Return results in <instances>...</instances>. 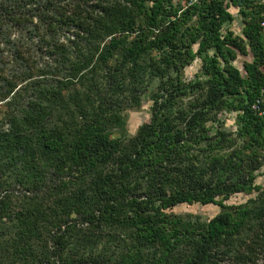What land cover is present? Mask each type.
<instances>
[{"label": "trees", "instance_id": "1", "mask_svg": "<svg viewBox=\"0 0 264 264\" xmlns=\"http://www.w3.org/2000/svg\"><path fill=\"white\" fill-rule=\"evenodd\" d=\"M263 20L264 0H0V264H260Z\"/></svg>", "mask_w": 264, "mask_h": 264}, {"label": "rangeland", "instance_id": "2", "mask_svg": "<svg viewBox=\"0 0 264 264\" xmlns=\"http://www.w3.org/2000/svg\"><path fill=\"white\" fill-rule=\"evenodd\" d=\"M241 18L237 17L235 22H233L231 28L238 34L241 33ZM244 58L240 57L237 61V64L242 67V62ZM201 59L198 58L196 59L192 65L187 67L185 73L187 77L191 78L195 75V73L200 69L201 67ZM150 102H145L144 105L138 109V110H128V129L130 132V135H134L137 131V128L139 127L140 124H142L145 121H148L150 118ZM227 124L231 128H235L234 124V116H230V118L227 121ZM258 182L264 183V176L261 175L258 177ZM250 195H246L244 193H239L234 196H232L227 202L229 204L233 203H241L245 202ZM173 212L178 213V214H185V215H192V216H200L203 219H209L216 215L220 211V207L215 204H208V205H202L200 203L196 204H188V203H183L179 204L176 207L172 209ZM259 263L263 264L264 263V257L261 256L259 258Z\"/></svg>", "mask_w": 264, "mask_h": 264}, {"label": "built area", "instance_id": "3", "mask_svg": "<svg viewBox=\"0 0 264 264\" xmlns=\"http://www.w3.org/2000/svg\"><path fill=\"white\" fill-rule=\"evenodd\" d=\"M200 0H190V4L194 2H198ZM262 26L264 27V20L262 21ZM262 99H258L255 104L253 105V108L258 110L260 114H264V108L261 107Z\"/></svg>", "mask_w": 264, "mask_h": 264}]
</instances>
